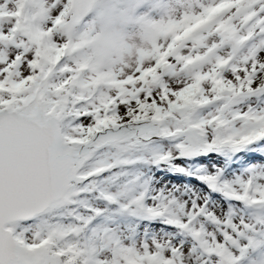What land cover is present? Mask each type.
Listing matches in <instances>:
<instances>
[{
	"label": "snow or ice",
	"instance_id": "snow-or-ice-1",
	"mask_svg": "<svg viewBox=\"0 0 264 264\" xmlns=\"http://www.w3.org/2000/svg\"><path fill=\"white\" fill-rule=\"evenodd\" d=\"M0 264H264V0H0Z\"/></svg>",
	"mask_w": 264,
	"mask_h": 264
}]
</instances>
